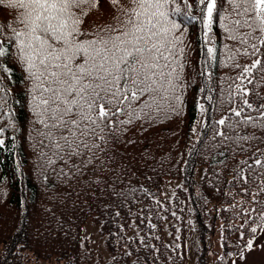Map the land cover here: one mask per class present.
I'll return each mask as SVG.
<instances>
[{"label":"snow or ice","instance_id":"1","mask_svg":"<svg viewBox=\"0 0 264 264\" xmlns=\"http://www.w3.org/2000/svg\"><path fill=\"white\" fill-rule=\"evenodd\" d=\"M6 2L19 9L15 22L22 27L0 23V109L7 104L4 74H10L15 64L28 81L33 139L39 145L42 172L51 169L65 179L102 174L123 126L141 119L152 123L160 115H181L189 87L184 75L189 46L177 34L185 30L174 18L178 15L202 25L199 75L205 86L199 91L208 107L199 101L197 106L208 114L206 130L214 140L219 138L213 147L224 156L225 149L248 151L245 145L264 143V136L248 131H264V96L257 91L264 86V0H198V16L187 11L188 0L183 10L175 0H130L134 7H121L123 16H117L115 23L94 30L82 26L88 15L85 9L96 8L98 0H0ZM217 25L226 42H219ZM240 57L248 62L240 63ZM221 66L239 71L221 77L223 86L210 87L214 71ZM225 105L228 114L211 119L212 111ZM14 123L12 118L7 127ZM5 131L0 127V135ZM5 146L0 139V148ZM240 165L234 180L257 184L255 192L247 187L244 192L260 205L252 209L255 219L248 216L245 222L264 225V201L259 199L264 195V150L256 148L252 162ZM245 170L247 174L241 175ZM252 173L259 183L250 179ZM250 231L255 234L257 228ZM253 246L250 238L239 258L244 259V251Z\"/></svg>","mask_w":264,"mask_h":264},{"label":"trees","instance_id":"2","mask_svg":"<svg viewBox=\"0 0 264 264\" xmlns=\"http://www.w3.org/2000/svg\"><path fill=\"white\" fill-rule=\"evenodd\" d=\"M175 4L182 10L185 7L184 0H175ZM188 4L191 7L187 11L198 16V0H188ZM121 7L131 8L134 5L130 0H118L116 5L112 4V0H98L96 8L85 9L88 15L82 27L94 30L97 26L115 23L117 16H123L119 10ZM18 15L19 9L8 7L7 2L0 4V23L22 27L15 22ZM174 18L185 29L177 34H182L189 46L184 71L189 87L184 93L181 115H174L178 119L177 124L174 126L173 123L167 129L170 117L160 115L152 123L141 119L123 126L125 131L119 141L111 146L112 151L108 153L111 161L102 174L93 176L86 173L79 178L65 179L57 178L51 169L42 172L39 145L33 139L36 133L33 131L29 106L28 81L21 67L15 64L10 74H4L8 95L6 106L0 109V127L6 129L0 135L6 144L0 148V264H78L77 246L85 244L89 247L81 242L82 227L88 218L99 223L100 235L111 253L121 254L120 264H136L134 252L128 248L130 240L127 244L122 228L134 223L142 229L148 218L143 210L159 207L164 201L162 182L166 178L181 176L186 184L194 177L196 160L200 157L203 158V169L189 195L191 205L186 223L193 221L201 239L209 230L221 232L224 251L211 264H231L233 255L239 253L247 241L261 230L263 225L251 220L245 222L248 216L255 219L256 212L252 209L258 210L260 205L244 189L247 187L250 192H255L257 184L237 182L234 176L240 170V162L251 163L256 148L264 150V143L245 145L248 151L225 149L226 155L222 156L220 149L213 147L218 144L219 138H212L206 124L201 135L196 138L191 136V117L199 109L197 102L205 103V107H208L202 99L204 93L199 91L205 86L203 77L199 75L203 67V29L199 21L189 23L183 15ZM215 31L219 42H226L218 25ZM194 56L195 66L189 74L187 69ZM238 59L242 64L248 62L246 57ZM218 70L219 67L214 71V81L209 82L210 87L213 83L223 86L222 81H217ZM238 71L229 67L226 76H235ZM257 91L264 96V86ZM228 108L229 105H225L223 110L212 111L211 119L219 120L227 115ZM205 115L208 122L206 112ZM12 118L14 127H7ZM248 131H256L257 136H264V131ZM207 132L208 137L205 136ZM204 147L205 152L201 156ZM244 174H247V170L241 173ZM248 175L259 183L260 178L255 173ZM79 180L81 182L77 183ZM175 193L174 205L180 195L178 189ZM259 199L264 201V195ZM253 227L257 228L255 234L250 231ZM241 231L244 238L237 239ZM126 252L131 255H125ZM182 260L179 253L175 254L176 264ZM197 264L210 263L201 253Z\"/></svg>","mask_w":264,"mask_h":264},{"label":"rangeland","instance_id":"3","mask_svg":"<svg viewBox=\"0 0 264 264\" xmlns=\"http://www.w3.org/2000/svg\"><path fill=\"white\" fill-rule=\"evenodd\" d=\"M223 56L221 60H224ZM196 56L189 65L187 71L190 74L195 66ZM228 68L219 67L218 77H225ZM218 81V80H217ZM219 82V81H218ZM200 113L194 122L193 132L203 129L205 114L200 109ZM174 115L170 116L167 129L177 124L178 119ZM173 126V127H174ZM209 132L205 134L208 137ZM194 137V134H191ZM196 138V136L194 137ZM187 145V144H185ZM205 147L201 151L205 152ZM218 155H215L217 157ZM203 158L196 160L195 175L188 185L184 184L181 176L174 177L162 182V195L164 201L159 207H153L150 210H143L144 214H148V218L144 221V227L140 229L134 223H130L129 227H123V234L127 240L133 253V259L136 264H176L174 261L175 254L179 253L183 257L182 262L177 264H197L200 254L203 253L211 264L217 257L223 254L224 246L221 242V232L218 230H209L203 239L199 237L195 224L189 220L186 223L187 214L191 205L189 198L190 192L195 186L203 167ZM81 180H79L80 183ZM180 192L176 199V205L172 204L175 189ZM176 194V193H175ZM187 207V209H186ZM175 212V215L172 213ZM83 225V236L89 238V247L86 245L77 246V262L78 264H120L121 254L111 253V249L99 237L98 228L94 226L91 218H88ZM98 236V237H97ZM94 239L92 242L91 240ZM240 239V235L237 236ZM102 241V242H101ZM91 242V243H90ZM254 246L251 250L244 251V259H240L238 253L234 254L231 261L235 260L236 264H264V225L261 230L253 238ZM136 249L138 252H136ZM90 252V253H89ZM76 254V253H75Z\"/></svg>","mask_w":264,"mask_h":264},{"label":"bare ground","instance_id":"4","mask_svg":"<svg viewBox=\"0 0 264 264\" xmlns=\"http://www.w3.org/2000/svg\"><path fill=\"white\" fill-rule=\"evenodd\" d=\"M217 80L220 82L221 81V79L219 78V77H217ZM191 120L193 121V122H195L196 121V118H195V116H194V114H193V116L191 117ZM207 122H205V124H206Z\"/></svg>","mask_w":264,"mask_h":264}]
</instances>
